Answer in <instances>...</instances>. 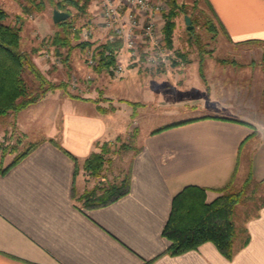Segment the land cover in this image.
Returning <instances> with one entry per match:
<instances>
[{"label": "crops", "instance_id": "1", "mask_svg": "<svg viewBox=\"0 0 264 264\" xmlns=\"http://www.w3.org/2000/svg\"><path fill=\"white\" fill-rule=\"evenodd\" d=\"M203 1L232 42H264V0ZM21 20L16 17L12 25ZM66 93L55 91L51 99L48 94L0 118V140L5 142L14 116L19 136L28 139L29 127L38 121L21 122V113L56 100L41 138L23 151L14 149L3 162L5 169L32 148L0 173V264H264V208L247 224L250 243L232 260L212 243L172 256L163 236L173 198L186 186L209 189L211 202L215 190L232 179L233 184L249 175L256 182L264 179V116H257L263 110L217 102L215 110H196L168 125L191 122L150 131L132 156L129 193L110 205L88 208L76 201L86 186L84 163L100 151L98 144L122 137L123 118L133 115L128 107L105 112L94 96Z\"/></svg>", "mask_w": 264, "mask_h": 264}, {"label": "rangeland", "instance_id": "2", "mask_svg": "<svg viewBox=\"0 0 264 264\" xmlns=\"http://www.w3.org/2000/svg\"><path fill=\"white\" fill-rule=\"evenodd\" d=\"M3 1L0 0V9L8 14L7 23L13 24L16 17L22 19L21 49L32 54L33 61L50 82L66 84L65 90L55 91L62 90V94H65L68 90L77 96H94L95 102L105 107H100L103 111L113 112L117 105H121L128 107L133 115L123 118L127 130L122 137L99 144L98 153L102 152L103 146L106 147V163L98 175L85 171L86 186L76 199L81 206H85V193L110 184H120L127 178L133 154L152 130L187 119L196 110L197 114H201L204 109L215 110L212 105L217 102L246 109L260 108L263 111L257 116H264V42L234 43L218 26L217 33L208 31L205 26L207 18L201 11L211 17L212 14L203 0H199L198 6H195L196 0H177L184 11L175 19L171 49L176 54V60L158 69L139 63L130 64L121 77L106 71L97 72L87 62V49L102 45L105 41L101 30L95 28L94 35L89 38L92 44L83 48L80 45L86 42L85 38L82 40L81 35L76 38L79 30L90 28L95 20L92 14L93 0L87 12L68 6L67 13L70 16L66 20L67 24L54 23L53 12L57 8L47 0H44L46 7L42 12L34 11L29 15L23 13L28 0ZM80 1L83 3V0ZM187 16L197 19L195 25L192 21V30L186 24ZM71 24L73 28H69ZM165 25L166 21L163 27ZM58 34L63 38L68 36L70 44L63 47L53 44ZM179 53L185 55L186 59L182 60ZM26 79L34 90L38 87L33 77L26 75ZM55 91L48 93L50 99ZM45 101L49 102H42L19 116L21 122L33 117L38 121L34 123V128L29 127L28 139L19 136L21 133L15 128V116L11 119L12 126L7 131L5 142L0 140V170L8 154H15L14 149L23 151L35 144L44 129H47L44 123L50 110L54 109L52 101L56 100ZM206 105L212 107L204 108ZM10 133L15 135L12 137L13 142L9 138ZM124 145L130 149H125ZM242 186L243 183L237 182L233 190L238 191ZM253 188H248V195H251ZM99 195L101 191L96 197ZM220 195L218 193L217 197ZM263 195L264 187L258 192V199ZM257 203V200L249 201L247 206L239 207L236 217L238 225L244 222L245 212H253Z\"/></svg>", "mask_w": 264, "mask_h": 264}, {"label": "trees", "instance_id": "3", "mask_svg": "<svg viewBox=\"0 0 264 264\" xmlns=\"http://www.w3.org/2000/svg\"><path fill=\"white\" fill-rule=\"evenodd\" d=\"M29 3L23 7V13L32 14L34 11L42 12L46 3L44 0H28ZM50 5L56 7L59 11H66L68 6L87 12L92 0H47ZM170 6V11L166 13V25L164 27L166 43L169 47L173 46V33L176 28L175 19L179 16L184 8L181 7L177 0H166ZM198 6L199 0L195 1ZM207 19L205 26L208 31L217 33V24L214 16H208L201 11ZM8 14L0 9V118L10 113H19L29 106L38 103L46 95L57 89L66 88V84L56 85L50 82L42 71L37 67L32 59V54L21 49L22 44V25H12L6 22ZM193 24L197 22L196 18L191 17ZM67 24V21L63 22ZM73 28V25H69ZM79 30L76 38H79ZM192 34L194 31L191 32ZM244 43H261L252 40ZM53 44L57 47L67 46L70 44L68 36L64 38L59 34L53 39ZM89 43L84 42L80 46L83 48ZM110 44L103 45L102 51L114 49ZM182 60L186 59L185 55L179 53ZM114 62L112 58L101 56L99 65L95 68L97 72H108L110 65ZM177 65V63H175ZM26 75L33 77L38 87L34 90L29 86ZM72 98H79L71 96ZM101 110V109H100ZM106 112V111H105ZM191 121H183L164 126L153 132L159 133L169 128L184 125ZM99 146V144H98ZM125 149H130L124 145ZM32 148L24 153L19 154L14 161L0 173H7L15 164L25 157ZM106 147H102V152L93 153L84 163V170L92 175H98L106 163ZM68 153V152H67ZM5 154V152H4ZM69 154V153H68ZM76 159L75 157H73ZM233 179L228 185L221 189L215 190L221 195L215 200L208 201V190L205 187L196 185L186 186L181 192L174 196L172 210L163 236L170 241L171 246L168 253L172 256L184 254L189 251L197 250L205 243H212L216 248L229 260L244 249L251 240L247 224L250 220L257 218L264 208V195L258 199V192L264 187V179L255 182L252 177L246 179L240 190H233ZM253 186L251 195L247 194L248 188ZM98 191L101 195L97 196ZM130 191V175L122 183H114L100 187L84 195L85 205L88 208H96L110 205L120 198L127 195ZM257 200L253 212H245V220L242 224H237L236 217L240 206H247L249 201Z\"/></svg>", "mask_w": 264, "mask_h": 264}, {"label": "built area", "instance_id": "4", "mask_svg": "<svg viewBox=\"0 0 264 264\" xmlns=\"http://www.w3.org/2000/svg\"><path fill=\"white\" fill-rule=\"evenodd\" d=\"M93 24L82 29L80 35L92 44L89 38L95 28L101 30L102 45L87 49V62L96 68L104 58L114 62L109 71L115 77H121L130 64H141L158 69L176 60V54L165 40L164 24L170 6L166 0H93ZM115 47L102 51L103 45ZM178 58V57H177Z\"/></svg>", "mask_w": 264, "mask_h": 264}, {"label": "water", "instance_id": "5", "mask_svg": "<svg viewBox=\"0 0 264 264\" xmlns=\"http://www.w3.org/2000/svg\"><path fill=\"white\" fill-rule=\"evenodd\" d=\"M69 16L70 15L67 12L59 11V10L55 9L53 12V21L55 24H59V23L65 22L69 18ZM185 21H186V24L188 26V29L192 30L193 25H192L191 18L187 16L185 18Z\"/></svg>", "mask_w": 264, "mask_h": 264}]
</instances>
